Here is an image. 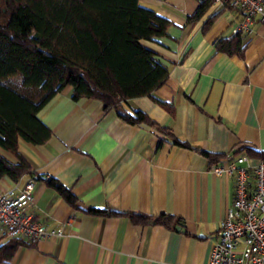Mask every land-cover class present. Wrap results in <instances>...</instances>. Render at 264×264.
I'll use <instances>...</instances> for the list:
<instances>
[{
    "label": "crops",
    "instance_id": "crops-1",
    "mask_svg": "<svg viewBox=\"0 0 264 264\" xmlns=\"http://www.w3.org/2000/svg\"><path fill=\"white\" fill-rule=\"evenodd\" d=\"M139 3L169 22L165 36L145 43L169 75L151 97L121 109L143 111L191 148L174 145L152 126L125 123L98 100L74 101L72 88L65 87L38 113L51 138L39 146L18 142L32 174L17 183L0 179V190L13 193L33 180L28 214L63 235L18 246L0 264H207L234 179L209 173L212 163L202 152L234 151L247 155L251 165L264 160V25L243 36V55H228L216 44L233 36L241 20L237 10L211 3L194 19L198 0ZM31 175L69 188L78 208ZM88 209L165 214L179 222L137 224L92 216ZM8 241L0 237V246Z\"/></svg>",
    "mask_w": 264,
    "mask_h": 264
},
{
    "label": "trees",
    "instance_id": "trees-1",
    "mask_svg": "<svg viewBox=\"0 0 264 264\" xmlns=\"http://www.w3.org/2000/svg\"><path fill=\"white\" fill-rule=\"evenodd\" d=\"M211 1H204L194 15L199 18ZM169 22L139 0H0V179L17 183L30 173L18 142L39 146L52 136L38 113L65 87L72 99H95L104 109H115L130 125L146 124L170 137L172 143L190 145L156 125L141 110L124 112L121 104L151 97L167 80L169 71L145 43L166 35ZM244 37L233 35L218 41V51L243 55ZM6 155H10L12 160ZM217 163L224 155L202 152ZM32 176V175H31ZM77 207L71 190L56 179L32 176ZM92 216L127 217L137 224L170 226V215L150 217L133 212L88 209ZM18 239L0 246V263L9 261Z\"/></svg>",
    "mask_w": 264,
    "mask_h": 264
},
{
    "label": "built area",
    "instance_id": "built-area-1",
    "mask_svg": "<svg viewBox=\"0 0 264 264\" xmlns=\"http://www.w3.org/2000/svg\"><path fill=\"white\" fill-rule=\"evenodd\" d=\"M204 1L240 12L233 35L249 36L255 24L264 25V0H198L199 4ZM208 172L234 179V196L220 222L207 264H264V160L251 165L247 155L231 151L211 164ZM33 199V180L16 193L0 190L1 238L34 245L63 235L61 228L48 230L28 214Z\"/></svg>",
    "mask_w": 264,
    "mask_h": 264
}]
</instances>
